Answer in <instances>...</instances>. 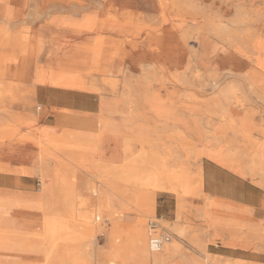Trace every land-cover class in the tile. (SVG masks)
Listing matches in <instances>:
<instances>
[{"label":"rangeland","instance_id":"obj_1","mask_svg":"<svg viewBox=\"0 0 264 264\" xmlns=\"http://www.w3.org/2000/svg\"><path fill=\"white\" fill-rule=\"evenodd\" d=\"M174 1L177 6L164 10L156 0H52L48 11L46 5L39 3L41 1L29 2L23 11L25 19L22 23L26 29L21 31V37L31 42L32 55L27 66L30 76L26 79L15 76L21 63L15 47L14 50L11 48L14 44L9 46L2 41L7 38L15 43L21 24L7 15H0V80L18 82L7 86V89L17 91L14 94H3L0 88V110L7 105L8 111L17 108L29 113L27 120L17 122L20 127L27 128L36 123L52 125L55 129L49 139H42L37 133L19 136L18 140L25 151L33 147L38 154L30 175L16 181L24 194L8 193L2 199L13 206L14 213L33 209L37 204V194L48 182L47 175L65 181L63 191L69 193L56 197V201L61 198L67 202L64 206L56 204L53 207L49 242L36 240L37 236L27 228L24 229V236L0 228L1 258H31L22 260L25 264H64L58 256L67 257L68 263L77 261L78 264H155L150 258L141 261L142 257L137 252L138 243L133 228L142 226L150 255L161 254L170 244L174 250L171 261L174 262L184 258L186 261L195 260L198 262L196 264H264V219L256 221L231 209L228 212L237 219L231 233L222 224L210 223V217L214 214L223 219L228 207L210 197V194L221 190L205 182L201 174L204 157L227 153L231 165L244 167L238 172L264 189V156L259 159L262 150L264 153V94H256L247 84L256 63L264 65V0ZM35 9H38L39 15L26 18L27 12L33 13ZM83 15L93 18L99 27L113 28L111 32L99 33L104 39V52L94 66L81 52V48L91 43L89 37L82 38L69 27L50 25L47 20L49 16L78 20ZM250 19L255 21L250 25H253L252 31L257 39L254 46L247 37L249 27L245 22ZM219 20L222 27L215 31L212 23ZM48 65L50 69H46ZM5 66L6 69L2 68ZM63 69L78 72L86 83V89L67 91L64 98L61 97L59 106L49 108L42 103L33 87L26 88L24 82L29 78L34 83H49L62 88L61 83L73 79L59 71ZM37 76H44V79L40 81ZM261 87L264 88L263 85ZM145 90L158 92L167 113H158L150 107L145 110L144 104L154 102L145 100ZM58 95L60 92H57ZM15 96L19 97L13 99ZM22 96H28L29 100L24 101ZM3 98H9L11 103L1 100ZM111 99L115 101L117 111L102 112L99 102ZM26 101H29L27 107L24 106ZM67 105H71V108ZM224 106L232 109L225 110V115L220 109ZM105 114L104 119L112 120L115 114V119L120 121L135 120V134L124 132L121 135L120 157L112 160L109 151L113 145L106 144L105 149L101 147L100 152L91 155L90 159L82 153H73L76 156L73 158L71 150L64 148L66 138L69 137L70 141L75 130L86 132L88 128L71 127L66 121L77 115L89 117L95 121L91 130L99 133L102 127L98 121ZM177 118L185 122L183 126L176 122ZM230 120L237 129L247 122V128H240L235 134L229 126L233 123L228 124ZM177 133H181V137ZM240 135L248 137L249 142ZM124 137L128 139L129 151L126 154L121 151ZM127 161L134 170L132 174L135 178H154L159 174L166 188H153L154 182L149 179L147 185L143 181L140 185H129L124 183L128 175L122 171L118 178L112 169L102 173L92 170L99 162L100 166L109 164L111 167V163L120 166ZM45 170H49L50 174L47 172L45 175ZM169 174L185 177L187 193L170 190L171 182L165 178ZM105 180L113 183L112 187H106ZM88 181L95 182L97 189L86 188ZM95 191L103 192V204L101 201L94 206L84 203L79 208L78 197L96 199L92 194ZM135 200L146 201L153 208L152 213L140 210ZM107 203L112 204L107 206ZM99 207L102 213L95 214L99 220L91 217L89 224L82 222L84 217L91 216V209ZM151 223L156 224V236L168 237V242L158 250L150 247ZM1 232L7 233L6 236L3 237ZM26 243L32 244V249L43 248L46 251H9ZM49 256H52V261L48 260ZM9 262L0 260V264Z\"/></svg>","mask_w":264,"mask_h":264},{"label":"bare ground","instance_id":"obj_2","mask_svg":"<svg viewBox=\"0 0 264 264\" xmlns=\"http://www.w3.org/2000/svg\"><path fill=\"white\" fill-rule=\"evenodd\" d=\"M31 1H41L39 3H42L41 5H46L47 7V11H48V5L49 3L52 2V0H0V4L2 5V8H0V15H7L9 16V19L12 18L13 21H16L18 23H20V33L19 35L16 37L15 43L11 42L13 40L4 38L2 39V41L7 45L9 44H14V46L12 45L11 48H13L12 50H14L15 47V52L17 53V59L18 61L21 63V66L19 67V69L17 70V73L15 76L19 77V78H23L26 79L30 76V73L28 71V64L31 60V46H30V41H28V39L26 38H22L21 37V31L26 29L25 25L22 23V21H24V17L23 14L25 12V8L24 6L27 5L29 2ZM93 1V0H92ZM159 7L162 9H167L169 8V6H173L176 5V1L172 0H156ZM204 1V0H203ZM95 2V1H94ZM206 2V1H205ZM66 3V2H65ZM177 3H179L177 1ZM260 3V2H259ZM98 4V3H97ZM40 5V6H41ZM177 6V5H176ZM32 7V6H31ZM54 7V6H53ZM75 7V6H74ZM89 7V6H88ZM256 7V6H255ZM64 8V7H63ZM31 9V8H30ZM81 9V7H80ZM44 10V9H43ZM63 10V9H62ZM232 10V9H231ZM231 12V11H230ZM42 13V11H41ZM125 13V12H124ZM181 13V12H180ZM256 13V12H255ZM78 14V13H77ZM152 14V13H151ZM220 14V13H219ZM226 14V13H225ZM38 14V9H35V11H33V13H29L27 12L26 14V18L28 16H36L37 17ZM44 15V13H43ZM222 15V14H221ZM263 16V15H262ZM33 17V18H34ZM35 17V18H36ZM50 18H47L48 23L50 25H56V26H64V27H69L75 35L78 36H85L89 37L90 42L88 45H86L85 47L81 48V52L83 54H85L88 58V61L90 62V64L92 66L97 65V63L101 60L103 52H104V39L103 37L99 34V33H103L105 31H113V28H106V27H99L97 26L95 20L91 17L88 16H81V18H79L78 20L74 19L71 20L68 17L65 16H49ZM217 17V16H216ZM223 17V16H222ZM231 17V16H230ZM30 18V17H29ZM205 18V16H204ZM257 18V17H256ZM169 19V18H168ZM190 19V18H189ZM116 20V19H115ZM223 20V19H222ZM27 21V20H26ZM242 21V18H241ZM9 22V21H8ZM254 20L250 19L249 21L247 20L245 23L247 24V27H249L248 32H247V37H248V41L251 42L253 44H255V42L257 41V39L255 38L256 34L254 31H252V26H250L251 24H254ZM26 23V22H25ZM176 23V22H175ZM244 23V22H243ZM244 23V25H245ZM27 24V23H26ZM32 24V22H31ZM182 24V23H181ZM190 24V23H189ZM188 24V25H189ZM12 25V24H11ZM213 25V29L215 31H219V29H221L222 27V21L219 20L216 23H212ZM200 26V25H197ZM226 26V25H225ZM37 27V26H36ZM193 27V26H192ZM201 27V26H200ZM229 27V26H228ZM240 27V26H239ZM243 27V26H242ZM51 28V27H50ZM234 28V27H233ZM7 29V28H6ZM5 29V31H6ZM35 29V28H34ZM38 29V28H37ZM239 30V28H237ZM10 31V30H9ZM246 31V30H245ZM177 32V31H176ZM230 32V31H229ZM2 34V33H1ZM0 34V35H1ZM6 34V33H5ZM10 34V33H9ZM13 35V34H12ZM32 35V34H31ZM14 36V35H13ZM12 36V37H13ZM106 36V35H105ZM195 36V35H194ZM146 37V36H145ZM196 37V36H195ZM3 38V37H2ZM83 38V37H82ZM124 38V37H123ZM88 39V40H89ZM148 39V38H147ZM193 39V38H192ZM87 40V41H88ZM120 40V39H119ZM188 40V39H187ZM213 40V39H212ZM9 41L11 43H9ZM77 41V40H76ZM141 41V40H140ZM147 41V40H146ZM205 41V40H204ZM227 41V40H226ZM215 42V41H214ZM213 42V43H214ZM70 44V43H69ZM74 44V43H73ZM81 44V43H80ZM86 44V43H85ZM196 44V43H195ZM194 46V45H193ZM206 46V45H205ZM204 46V47H205ZM222 46V45H221ZM254 46V45H253ZM153 47V46H152ZM191 47V46H190ZM200 48V47H199ZM67 49V48H66ZM71 49V48H70ZM147 49V48H146ZM185 49V48H184ZM62 50V49H61ZM196 50V49H195ZM66 51V50H64ZM69 51V50H68ZM264 51V50H263ZM132 52V51H131ZM206 53V52H205ZM2 55V54H1ZM229 55V54H228ZM200 56V55H199ZM8 57V56H7ZM10 58V57H9ZM61 59V58H60ZM123 60V59H122ZM200 61V60H199ZM53 62V61H52ZM55 62V61H54ZM7 63V62H6ZM31 64V63H30ZM7 65V64H6ZM211 66V65H210ZM233 66V65H232ZM36 68V67H35ZM34 68V70H36ZM42 69V68H41ZM129 69V68H128ZM155 69V68H154ZM159 69V68H158ZM223 69V68H222ZM259 69V70H258ZM33 70V72H34ZM44 70V69H43ZM42 70V71H43ZM46 70V69H45ZM41 71V73H42ZM52 71V70H51ZM55 71V70H54ZM60 72H62L63 74L66 73L69 76H71L72 81H67L64 83H61L62 85H60L62 88L64 89H86V83L84 81V79L81 77V75H79L78 72L76 71H72V70H59ZM111 71V70H110ZM161 71H163L161 69ZM207 71V70H206ZM5 72V71H4ZM4 72L2 75H4ZM49 72V71H48ZM59 72V73H60ZM104 73H106L107 71H103ZM115 72V71H114ZM136 72V71H135ZM58 73V74H59ZM99 73V72H98ZM108 73V72H107ZM132 73V72H131ZM209 73V72H208ZM212 72H210L211 74ZM216 73V72H215ZM238 73V72H237ZM243 73V72H242ZM14 74V73H13ZM39 74V73H38ZM57 74V73H56ZM62 74V76H63ZM236 74V73H235ZM7 75V74H5ZM12 75V74H11ZM37 75V71L36 74ZM40 75V74H39ZM43 75V73L41 74V76ZM60 75V74H59ZM100 75V74H99ZM206 75V74H205ZM234 75V74H233ZM68 76V77H69ZM102 76V73L101 75ZM38 77V76H37ZM44 77V76H43ZM43 77L42 80L44 79ZM67 77V76H66ZM75 77V78H74ZM115 77V76H114ZM174 78H176L177 76H173ZM252 78L249 77V80L247 81V84L249 86V88L252 91H255L256 94L257 92H259L260 94H264V88H262L261 86H264V65H261L260 63H256L255 66V71L253 72V74L251 75ZM40 77H38L39 79ZM40 78V81H41ZM57 78H59L57 76ZM63 78V77H62ZM89 78V77H88ZM212 78V77H211ZM4 79V78H2ZM10 79V78H9ZM37 79V80H38ZM54 79V77H53ZM50 79V80H53ZM66 78H64L63 80H65ZM15 80V79H14ZM57 80V79H56ZM227 80V79H225ZM9 81V80H7ZM4 82V81H2ZM11 82V81H9ZM15 82L17 83V81L15 80ZM45 82V80L43 81ZM39 83V82H38ZM42 83V82H41ZM51 83H55L54 81H51ZM128 83V82H127ZM60 84V83H58ZM57 84V86H59ZM93 84V82H92ZM246 84V85H247ZM23 85V84H22ZM55 85V84H54ZM10 86V85H9ZM13 86V85H12ZM242 86V85H241ZM23 87V86H22ZM213 87V86H212ZM28 89H31V87H27ZM61 88V89H62ZM161 88V87H160ZM14 88H9L7 90H4V93H11L14 94V92L17 91H13ZM242 89V88H241ZM27 91V90H26ZM30 91V90H29ZM60 91V90H59ZM19 92V91H18ZM36 92V91H35ZM240 92V90H239ZM254 92V93H255ZM23 93V92H22ZM89 93V92H88ZM158 92H148V91H144V96H145V100H152L154 102H152L151 105H146L144 104V108L147 111L148 107L155 109V111L159 112H166L167 113V107L166 105H164L161 101V99L158 98ZM1 94V93H0ZM32 95V94H31ZM104 96V95H103ZM19 97V96H18ZM23 97V96H22ZM100 97V95H99ZM21 98V96H20ZM83 98V97H82ZM87 98V97H86ZM23 100H29L28 96L27 97H23ZM95 99V98H94ZM25 101V100H24ZM131 101V100H130ZM243 102V101H242ZM82 103V102H81ZM23 104V102H22ZM29 104V101H26V104L24 103V106L27 107V105ZM88 105V104H87ZM240 105V104H239ZM83 107V106H82ZM115 101L113 99L111 100H101L99 102V108L102 112H106V113H111L114 110L117 111V109H115ZM86 109V108H85ZM113 109V110H112ZM220 109L222 110V114L225 115V113H223L225 110H232L231 108H228V106H224V107H220ZM102 115L100 116L101 119L98 122H101V127H102V131L97 133L96 131L91 130V128L93 127V123L95 121L91 120L89 117H84V116H74L69 118L66 122H69V124L71 125V127H86L88 128V130L86 132H78V130H75V134L73 136H71V140L69 141V137L66 138V143L64 144V148H67L69 150H71V155L72 157H76L73 153H82L85 155H88L89 159L92 158V156H95L96 154H98L101 150L100 148L105 147L106 144H111V136H112V132H111V126H112V120L110 119H104V116ZM222 115V116H223ZM129 116V115H128ZM127 116V117H128ZM131 116V115H130ZM99 117V118H100ZM126 120V119H125ZM163 120V119H162ZM127 121V120H126ZM164 123L166 122L165 120H163ZM227 121V120H226ZM244 122V121H243ZM233 122L228 121V124H231ZM99 125V126H100ZM244 126L240 127L241 129L247 128V122H244L243 124ZM231 127V131L233 133H238L240 128H235L234 127V123L229 125ZM179 137V134H176ZM243 136V135H242ZM245 139H249L246 136H243ZM114 147V146H113ZM63 148V149H64ZM104 151V150H103ZM114 151V150H113ZM113 151H109L110 153ZM70 155V154H69ZM92 155V156H91ZM258 155V154H257ZM105 156V155H104ZM264 153L263 150L261 151V154L259 156V159L262 158L263 159ZM87 157V156H86ZM109 157L111 158L112 156L109 155ZM91 160H88V162H90ZM105 163V162H104ZM108 164V163H106ZM112 164V163H111ZM104 166V167H103ZM116 167V165H114ZM254 166V165H253ZM113 168V166L111 165V167L109 166V164L107 166H105L104 164L100 166V162L96 163V165L93 167V171H101L104 172L106 170L111 171V169ZM116 169V168H115ZM118 169V168H117ZM123 169V168H122ZM119 171V170H118ZM122 171V170H121ZM50 174L49 170H45V175L46 173ZM53 172V171H51ZM115 173V171H113ZM117 172V171H116ZM108 173V172H107ZM125 175H127L126 173H128V169H125L124 171ZM100 174V173H98ZM116 175H118L117 173H115ZM132 174V173H131ZM130 175V173H129ZM112 177V174L110 175ZM121 176V175H120ZM131 177L133 175H130ZM123 177V175H122ZM149 177V176H148ZM147 177V178H148ZM161 175L157 174L156 176H154V178L149 177V180H153V188L158 189V190H163L166 187L163 186V184L161 183ZM133 178V177H132ZM146 178V177H145ZM165 178H167L170 182V190L174 191V192H178L181 189L183 191L186 192V187L184 185V183H181V180L179 179V177H176L175 174H169L166 175ZM145 180L143 181V183L145 185H147V182L149 180ZM46 180H48L47 183H45L42 186V190H40L39 194H37V204L36 206H34L33 209H22L20 210V213H14L13 211V206H10L9 203H7L6 206H2L0 207V228L4 229H9L12 230L13 233H16L18 235H23L26 234V232L24 233V229H29L30 231L34 232L36 237V240H39L40 242L43 241H47L48 239L50 240L51 237V229H52V214H53V207L58 204V206H64V204L67 202L66 200L63 199H58L56 201V197L60 194V195H69V193L64 192L63 188H64V184H66L65 181H62L60 179H57L56 176L54 178L50 177L49 175H47ZM113 180V178H112ZM126 183H129L128 180H125ZM183 181L185 182V178L183 179ZM105 182L107 183V185H105L106 187L108 185H110L112 187L113 183L108 182V180H105ZM68 184V183H67ZM104 186V184H103ZM184 186V188H183ZM86 188L89 189H97L96 187V183L92 182V181H88L86 183ZM112 189V188H111ZM117 191V190H116ZM115 191V192H116ZM114 192V193H115ZM93 196L96 197V199L91 198V199H82L78 197V203H79V208H81L83 206L84 203H90L91 206H94L97 201H101V203L103 204V192L101 191H95L92 193ZM78 196H81L80 194H78ZM3 200V199H2ZM7 202V201H6ZM3 203V202H2ZM99 203V202H98ZM112 203H107V206L110 205ZM135 205L142 211H144L147 214L152 213L153 208L147 204L146 201L141 202L138 200H135ZM78 207V206H77ZM231 208L228 207L226 208V212H224V217L223 219L219 218L220 215L218 214H214L213 216L210 217V223L212 224H222L223 226H225V228H227V230H229V232H232V229L237 225L236 224V217L233 216V214H231L230 211ZM79 211V210H78ZM91 212H89V214L91 216H86L83 218L84 223L89 224L91 222V217H93L96 221L99 220V217H97L95 214H101L102 213V209L99 207L97 209L94 208V210H90ZM81 213V211H79ZM111 212H115V211H111ZM110 213V212H109ZM222 216V215H221ZM64 218V217H63ZM66 221V220H65ZM64 222V221H63ZM93 222H95L93 220ZM13 229H18L20 230L19 232H14ZM22 230V231H21ZM133 230L136 231V240H137V252L140 253L142 260H148L149 258L155 263V264H163L165 261V250L163 249V252L161 254H157V255H150L149 250L147 249L146 246V235L144 230L142 229V226H136L133 228ZM260 229H253V231H258ZM26 231V230H25ZM28 234L30 232H27ZM7 233L1 232V235L4 237L6 236ZM49 242V241H47ZM32 245V244H30ZM29 245V243L23 244V245H19L18 247H14L12 249H10L9 251L12 252H16V251H21V252H27V251H40V250H45L43 248H38V249H32L31 246ZM165 245V244H164ZM163 245V247H164ZM162 247V248H163ZM48 251V249H47ZM31 258H22V257H8V258H1L0 260H9L10 264H25L24 262H22V260H29ZM19 260V261H18ZM40 260V259H37ZM198 263L197 261H193L192 260V264H196ZM36 264H48V263H36ZM68 264H78L74 261H70V263ZM142 264V263H141ZM144 264V263H143Z\"/></svg>","mask_w":264,"mask_h":264},{"label":"crops","instance_id":"obj_3","mask_svg":"<svg viewBox=\"0 0 264 264\" xmlns=\"http://www.w3.org/2000/svg\"><path fill=\"white\" fill-rule=\"evenodd\" d=\"M7 68V66L2 67ZM46 69H50V66H46ZM32 71V70H31ZM4 81V82H2ZM11 81V80H9ZM6 80H0V88L1 90H6L8 85L16 84V82H9ZM18 83V82H17ZM27 86L33 87L34 91H36L37 96L39 99L42 100V103L48 106L49 108L59 106L61 102V97L64 98L67 91H71L72 89H61L56 88L48 84H39L34 83L32 78H29L27 81L24 82ZM16 90V89H15ZM60 90V91H59ZM57 92H60V99H57ZM17 95V94H16ZM18 96H15L13 99H16ZM1 100L9 101V98H3ZM1 102V101H0ZM69 104V103H68ZM71 106V105H67ZM7 105L2 106V110H0V207L6 206L7 202L4 197L8 196V193H20L24 194V191L18 188V184L16 181H20L24 176L30 175V170L34 167V161H36V156L38 154V150L31 147L28 151H25L23 145L19 142L18 138L21 134H35L42 139H49L54 135V127L52 125H39L36 123L32 124L30 127L24 128L18 126L17 122H23L27 120L29 117V113L22 109H12L8 111L6 109ZM71 108V107H70ZM86 111H89L88 109ZM112 126H111V144L113 152L109 153L112 160L118 159L121 155L120 153V143H121V135L122 133L127 134H135L136 132V124L135 120H127V124L125 120L120 121V119H115V114L112 115ZM130 117V115H129ZM163 121V120H161ZM122 122V124H121ZM176 122L184 125V121L180 120L179 118L176 119ZM166 123V122H165ZM187 124V123H186ZM179 137H181V133ZM4 135V136H3ZM240 137L249 142V139H245L242 135ZM5 138H9V140H3ZM123 138V136H122ZM127 140L124 137V141L122 142V153L126 154L129 151ZM105 149V147H103ZM110 149V148H109ZM210 158L204 157L202 159L201 165V174L203 180L208 183H212L216 186L217 189L221 190V192H217L214 194H210V197L217 201L219 204H222L225 207H230L235 212H241L250 218L261 221L264 219V189L260 188L259 186L253 184L251 179L246 177L242 174L241 171L244 167H235L231 165L229 160V155L227 153H216L209 155ZM212 158V159H211ZM52 164V161L51 163ZM130 163L127 161L126 163L117 166L112 163V171L118 172V178L122 173H124L125 169H128V184H139L141 181L147 180L149 177H137L131 173H133V168ZM128 167H125V166ZM116 168V169H115ZM118 168V169H117ZM123 168V169H122ZM251 172V168H249ZM119 170V171H118ZM133 175L132 177L129 175ZM148 177V178H147ZM183 182L186 187V192L182 189L181 192L187 193V182L183 181L185 178L182 175H176ZM162 179V178H161ZM119 181V179H118ZM124 183L126 181L124 180ZM14 189H12V188ZM184 188V186H183ZM34 193V192H27V194ZM3 202V203H2ZM167 244V243H166ZM169 244V243H168ZM55 249V248H54ZM165 250V261L163 264H192V260L186 261L184 258L178 261H171L174 255V250L172 249L171 245L169 244L166 246ZM61 251V249H60ZM58 251V252H60ZM66 251V250H65ZM51 252V249H49ZM56 253V249L54 250ZM4 259V258H3ZM6 259V258H5ZM52 256H49L48 260L52 261ZM58 259L63 260L64 264H68L67 257L58 256ZM54 260H56V255L54 256ZM194 261V260H193ZM75 262V261H74ZM169 262V263H168ZM77 263V261H76Z\"/></svg>","mask_w":264,"mask_h":264},{"label":"built area","instance_id":"obj_4","mask_svg":"<svg viewBox=\"0 0 264 264\" xmlns=\"http://www.w3.org/2000/svg\"><path fill=\"white\" fill-rule=\"evenodd\" d=\"M149 228H150V231L152 232L151 235H150V239H149L150 247L153 250H158V249L161 248L163 243L168 242V237L156 236L154 234V230L156 229V224L155 223H151Z\"/></svg>","mask_w":264,"mask_h":264}]
</instances>
